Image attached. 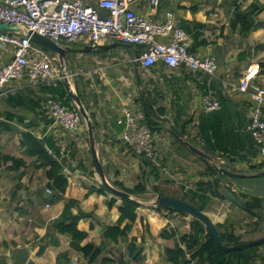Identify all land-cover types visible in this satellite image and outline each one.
Segmentation results:
<instances>
[{
	"label": "crops",
	"instance_id": "1",
	"mask_svg": "<svg viewBox=\"0 0 264 264\" xmlns=\"http://www.w3.org/2000/svg\"><path fill=\"white\" fill-rule=\"evenodd\" d=\"M132 9L156 22H163L171 13L175 25L190 38L189 50L199 56H214L217 70L209 75L162 62L144 69L136 56L143 49L140 45L87 50L86 46L93 45L87 38L69 45L73 56L70 52L66 67L69 74L81 71L70 77L71 84L96 126L97 151L107 180L127 188L139 182L146 187L143 194L133 196L139 206L128 239L107 242L102 255L114 260L110 264H117L128 255L129 238L136 236L140 241L143 236L144 264H168L163 252L173 240L160 237V231L185 232L192 218L155 209L151 202L158 193L201 207L221 231H232L241 236V242L263 238V162L247 128L254 104L239 84L247 66L255 63L258 71L249 90L264 88V0H158L157 4L134 0ZM236 12H252L254 23L249 32H242L240 23L232 24ZM157 39L168 41L166 37ZM113 42L118 41L107 38L100 45ZM11 58L10 46L0 48L1 63ZM58 83L30 84L22 79L0 91V264H90L71 244L69 235L53 228L67 201L72 202V214L91 213L77 224L87 233L78 246L101 244L106 226L115 224L119 217L120 199L97 191L101 183L91 160L87 129L73 137L60 126L50 128L47 102L49 98L59 100L55 92ZM145 91L155 101L151 117L159 153L155 163L135 154L121 139L123 107H138L137 100ZM205 94L219 101L218 109H203L201 98ZM25 133L41 141L62 165L68 182L62 197L49 200L38 194L48 188V166L27 153ZM188 144L207 156L194 153ZM10 157L24 163H15ZM216 163L242 175L231 178L218 174L219 186H226L235 195L245 192L262 198L258 216L212 193L205 184L214 178L207 165ZM90 187L95 191L85 196ZM110 198L116 200L112 207L107 205ZM127 222L125 219L121 227ZM251 264H264V244L255 250Z\"/></svg>",
	"mask_w": 264,
	"mask_h": 264
},
{
	"label": "built area",
	"instance_id": "2",
	"mask_svg": "<svg viewBox=\"0 0 264 264\" xmlns=\"http://www.w3.org/2000/svg\"><path fill=\"white\" fill-rule=\"evenodd\" d=\"M134 0H2L0 23H13L46 35L56 43L70 45L87 38L99 45L107 38L142 46L137 60L144 69L162 62L169 67L184 66L189 71L214 75L217 64L214 56H199L189 50L190 38L176 26L171 13L163 22H156L132 9ZM157 4L158 0H151ZM104 12V13H103ZM158 37L168 38L167 42ZM11 47L12 58L0 62V91L16 81L26 79L30 84H50L62 80L56 55L21 34L0 33V48ZM258 64H249L240 79L239 89L249 93L254 106L247 128L262 157L264 169V88L249 90ZM68 73L69 77L79 74ZM204 110L219 108V101L210 94L201 98ZM47 110L52 119L50 128L60 126L71 136L78 137L85 124L77 110L55 98H49ZM123 143L135 154L157 162L159 153L155 138L147 125L143 109L124 105ZM48 149V148H47ZM48 194L52 189L46 188ZM50 204L47 203V206Z\"/></svg>",
	"mask_w": 264,
	"mask_h": 264
},
{
	"label": "trees",
	"instance_id": "3",
	"mask_svg": "<svg viewBox=\"0 0 264 264\" xmlns=\"http://www.w3.org/2000/svg\"><path fill=\"white\" fill-rule=\"evenodd\" d=\"M253 17L254 16L252 15V12H236L231 22L232 24L240 23L241 31L247 33L253 26ZM58 84L57 85L59 87L55 89V92L59 94V100L63 105L77 110L69 95L67 94L66 87L64 86L62 80H59ZM77 94L80 97L78 90ZM137 101L139 102V106L144 111V117L147 125L152 130V106L154 105L155 101L150 99L146 91L145 95L141 94ZM23 145L26 147L27 153L30 156L36 157L37 160H41L46 166H48V168L45 170V176L48 180L47 187L52 189L53 194L62 197L68 185L67 177L63 171L62 165L47 153L43 143L32 134L25 133L23 135ZM9 159L15 163H24L21 159L15 157H10ZM207 172L214 176V178L212 181L206 182L205 184L210 187L212 193L223 198L218 191L219 178H216L218 173L214 168V164L207 165ZM112 184L115 187L128 192L132 196H138L146 191L145 185L141 182H139L133 188H127L119 182H113ZM100 185L101 187L97 190L98 192L111 193L104 185ZM92 191H95V188L90 187L85 196H87ZM236 196L247 207L251 216L259 215L258 210L263 206V200L261 197L254 194H247L245 192L237 193ZM116 197L120 199V205L118 206L119 217L115 224L106 226L104 231V241L99 245L88 242L84 245L78 246L81 241L87 238V233L79 230L77 228V224L82 217H88L91 215V213L79 211L77 214H72L70 211V206L72 204L71 201H67V203H65L61 215L53 222V228L61 234L69 235L71 244L78 248L84 258L90 264L96 263L98 261L100 264L112 263L114 261L112 258L102 255L106 243H117L120 239H128V233L131 228V224L136 219V209L139 206V202L134 198L123 196ZM115 201V198H110L107 201L108 207H112ZM197 208L202 210L201 207ZM167 210L186 216L189 215L186 212L176 208H169ZM125 219H127L128 222L121 227V223ZM216 227L220 233L222 243L231 245L241 242V236L235 235L232 231L223 232L219 229V225H216ZM159 236L164 239L173 240V243L171 245H167L163 252V258L168 264H191L193 262L197 264H251L255 250L264 244L261 243L252 247L228 252L222 251L217 246L212 236L207 233L204 228L199 226L194 220H192L189 230L185 232L180 233L164 228L160 231ZM141 243H143V236H141L140 241H138L136 236L130 237L127 242L128 255L125 259H119L117 264H144L145 255L143 254L144 249Z\"/></svg>",
	"mask_w": 264,
	"mask_h": 264
},
{
	"label": "water",
	"instance_id": "4",
	"mask_svg": "<svg viewBox=\"0 0 264 264\" xmlns=\"http://www.w3.org/2000/svg\"><path fill=\"white\" fill-rule=\"evenodd\" d=\"M12 32L28 37L33 42L41 45L46 50L50 51L51 53L57 56L60 72H61V75L63 76L62 80L66 86V89L68 91V94L70 96L72 103L75 105L78 113L81 115L82 120L88 131L91 160L94 165V168H95V171L99 178L100 183L104 185L115 196L133 198L131 194H129L128 192L122 189L115 187L106 178L103 166L101 164V161L98 155L96 141H95V138L97 136L96 126L89 112L87 111L85 105L83 104L81 98L79 97L75 89L73 88L71 81H70V77L68 76V73L66 70V62L70 59L69 53L72 52L73 48L69 45H63V44L56 43L54 40H52L48 36L40 34L31 29H25L13 23H0V33H12ZM117 45L127 46L129 44L118 41V42H113L110 44H103V45H100V44L95 45V46L89 45V46H86V49L87 50L96 49V48L109 49ZM138 55L139 54H136L137 57ZM188 147L194 153L198 155H201L204 157L207 156L204 152L198 150L191 144H188ZM214 168L216 172L222 175L223 177L237 178V177L242 176L241 174L234 172L229 168H225L223 164L216 163L214 164ZM261 175H264V169L261 171ZM218 191L223 198L228 200L233 205L239 208L248 210L247 207L241 202V200H239V198L234 193H232L226 186L220 185L218 188ZM38 194H41L44 198H47V199L58 197V195H55V194H48L45 190H39ZM151 205L155 209H158V210L176 208V209L186 212L192 217V220L198 223L199 226L204 228V230L212 236L217 246L222 251L228 252V251H233V250H238V249H244V248L252 247V246H255V245H258L264 242V237H263V238L246 241V242H239L237 244H231V245L222 243L220 233L216 225L211 220V218L206 213H204L202 210H199L197 207H195L192 203L186 200H183V199H179V198H175V197H171V196L158 193L156 194L155 198L151 202Z\"/></svg>",
	"mask_w": 264,
	"mask_h": 264
},
{
	"label": "rangeland",
	"instance_id": "5",
	"mask_svg": "<svg viewBox=\"0 0 264 264\" xmlns=\"http://www.w3.org/2000/svg\"><path fill=\"white\" fill-rule=\"evenodd\" d=\"M71 55L73 56V53H72V52H71ZM59 69H60V68H59ZM66 70H67V67H66ZM67 73H69L68 70H67ZM70 81H71V79H70ZM130 264H132V263H130Z\"/></svg>",
	"mask_w": 264,
	"mask_h": 264
}]
</instances>
